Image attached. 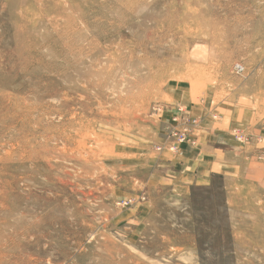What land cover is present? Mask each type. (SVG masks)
I'll return each instance as SVG.
<instances>
[{"label":"rangeland","instance_id":"1","mask_svg":"<svg viewBox=\"0 0 264 264\" xmlns=\"http://www.w3.org/2000/svg\"><path fill=\"white\" fill-rule=\"evenodd\" d=\"M0 264H264V0H0Z\"/></svg>","mask_w":264,"mask_h":264},{"label":"crops","instance_id":"2","mask_svg":"<svg viewBox=\"0 0 264 264\" xmlns=\"http://www.w3.org/2000/svg\"><path fill=\"white\" fill-rule=\"evenodd\" d=\"M184 154H186V162H187L186 164L190 163L191 162L190 159H192V158L194 159L195 162H198V160H199L197 157H194L195 153L193 151H186L185 150Z\"/></svg>","mask_w":264,"mask_h":264}]
</instances>
